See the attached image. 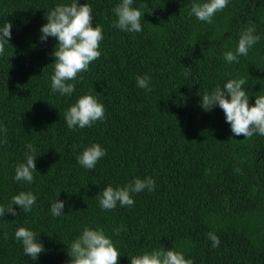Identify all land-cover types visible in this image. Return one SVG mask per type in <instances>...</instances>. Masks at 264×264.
<instances>
[{
	"label": "trees",
	"instance_id": "16d2710c",
	"mask_svg": "<svg viewBox=\"0 0 264 264\" xmlns=\"http://www.w3.org/2000/svg\"><path fill=\"white\" fill-rule=\"evenodd\" d=\"M70 2L0 0V27L13 25L0 56V128L7 129L0 131V206L21 191L37 198L30 212L13 205L15 217L0 216V264H69L67 250L85 226L105 230L118 264L161 247L193 264H264V136L234 135L219 106L205 111L200 103L241 77L250 106L264 95V0H229L211 24L191 14L193 2L207 0H133L143 14L138 33L113 27L121 0H78L91 5L104 39L100 58L69 81L75 91L61 95L50 80L57 40L41 41L40 28L55 5ZM249 26L260 40L238 63L226 62L223 54L235 52ZM144 75L150 92L137 86ZM85 94L104 105L105 119L70 130L65 112ZM93 143L106 155L89 170L76 157ZM28 144L37 156L31 184L14 180ZM145 177L153 191L133 194L131 207L101 209L96 195L107 185ZM56 198L64 202L59 217L50 210ZM19 227L43 244L36 260L15 238Z\"/></svg>",
	"mask_w": 264,
	"mask_h": 264
},
{
	"label": "clouds",
	"instance_id": "9594fccd",
	"mask_svg": "<svg viewBox=\"0 0 264 264\" xmlns=\"http://www.w3.org/2000/svg\"><path fill=\"white\" fill-rule=\"evenodd\" d=\"M229 0H207L204 3L193 2L191 14L199 21L212 23V17L227 7ZM133 0H121L113 8L117 17L113 24L122 31L141 32L143 19L142 12L132 7ZM92 7L90 4H79L78 0H71L70 3H60L55 5L46 13V23L40 28V40L46 41L49 37H54L57 44L52 53L54 57V70L50 77L51 89L61 95H71L75 91V81L78 73L89 70L91 62L100 58L101 52L98 50L100 42L104 39L103 28L100 25L93 27ZM12 23L6 21L0 27V56L5 54L6 45H10ZM255 26H249L240 33L235 52L226 51L223 58L228 63L237 62L238 56H245L249 49L255 45L260 36L255 35ZM11 46V45H10ZM13 55V54H12ZM10 55V57L12 56ZM187 75V73H185ZM137 86L151 91L150 77L147 75L136 77ZM246 78L229 79L223 88L216 87L210 93L205 92L201 98V107L205 111L219 106L225 114V121L230 125L234 135H243L245 139H251L254 134L264 136V95L255 98L254 105H249V95L244 85ZM105 119V107L96 97L85 94L78 98L75 104L71 105L65 112V121L70 130L91 127L97 121ZM5 134L6 128H0ZM3 143H7L6 140ZM28 152L25 153V162L19 163L15 168V181H25L31 184L34 180L33 172L35 168V147L32 144L26 145ZM78 145L74 146L75 148ZM106 155V150L98 143H93L84 148L78 155L77 162L86 169H94L97 162ZM240 171L239 168L236 169ZM147 189L149 192L155 189V181L151 177L135 178L127 185L113 187L107 185L96 196L102 210L111 211L120 206L131 207L134 204L133 194H138ZM36 196L31 192L21 191L14 195L11 204L7 207L0 206V216L5 212L12 216L17 215L13 205L23 208L25 212H30L36 203ZM64 202L57 198L51 205V213L54 217L64 214ZM121 229H114L115 234H119ZM212 241V247L219 246V238L214 233H208ZM6 238V236H5ZM15 238L22 242L23 252L32 260L45 251L38 236L32 230L19 227L15 231ZM70 257L69 264H118L119 251L112 239L105 234L102 227L92 229L85 226L81 233L72 240L67 250ZM131 264H193L191 259H186L184 254L174 248L164 247L144 251L139 255L130 257Z\"/></svg>",
	"mask_w": 264,
	"mask_h": 264
}]
</instances>
